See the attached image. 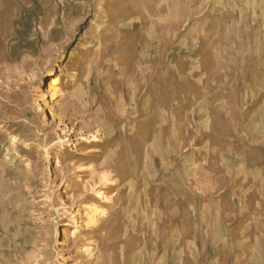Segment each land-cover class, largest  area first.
Here are the masks:
<instances>
[{
    "label": "rangeland",
    "instance_id": "obj_1",
    "mask_svg": "<svg viewBox=\"0 0 264 264\" xmlns=\"http://www.w3.org/2000/svg\"><path fill=\"white\" fill-rule=\"evenodd\" d=\"M0 264H264V0H0Z\"/></svg>",
    "mask_w": 264,
    "mask_h": 264
},
{
    "label": "bare ground",
    "instance_id": "obj_2",
    "mask_svg": "<svg viewBox=\"0 0 264 264\" xmlns=\"http://www.w3.org/2000/svg\"><path fill=\"white\" fill-rule=\"evenodd\" d=\"M58 82V78L54 75L53 77H51L48 85H47V89L44 91V97L47 96V93L49 90L52 91L55 86H56V83ZM101 132V128L98 127V129H96V131L93 133V136L96 137V138H99L98 136V133ZM47 149V148H46ZM47 151V150H46ZM48 154V153H47ZM113 158V157H112ZM111 163V162H110ZM63 167V163L61 161V159L59 158L57 160V163H56V166H55V170H58L60 168ZM58 172V171H57ZM110 174V173H109ZM97 194L100 198L104 199L105 201L107 200H110L111 199V195L109 196L108 194H106L105 192H101V191H97ZM88 221H89V224L92 225V227L94 226H97L98 223L100 222V218L102 216H105L108 214V211L106 208H103L101 205H98L96 203H93L91 204L90 206V210H89V213H88ZM73 227H77V224L74 223L72 224Z\"/></svg>",
    "mask_w": 264,
    "mask_h": 264
}]
</instances>
